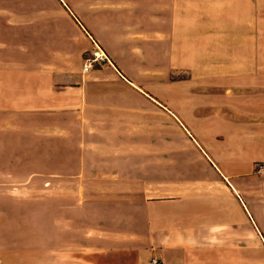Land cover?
I'll list each match as a JSON object with an SVG mask.
<instances>
[{"label":"rangeland","instance_id":"rangeland-1","mask_svg":"<svg viewBox=\"0 0 264 264\" xmlns=\"http://www.w3.org/2000/svg\"><path fill=\"white\" fill-rule=\"evenodd\" d=\"M125 1L0 0V264L42 246L46 204L71 200L64 180L45 184L78 172V121L58 94L78 83L134 100L143 148L132 142L130 153L159 160L166 182L224 190L215 178L226 176L250 214L215 228L214 243L228 249V264H264V0H229L227 30L213 25L207 51L182 60L148 48L165 38L132 31ZM94 52L105 61L84 73ZM110 62L161 105L125 87Z\"/></svg>","mask_w":264,"mask_h":264},{"label":"crops","instance_id":"crops-1","mask_svg":"<svg viewBox=\"0 0 264 264\" xmlns=\"http://www.w3.org/2000/svg\"><path fill=\"white\" fill-rule=\"evenodd\" d=\"M228 2L126 0L131 17L125 23L134 32L162 33L165 40L148 48L182 60L207 51L213 25L225 24L227 30L223 5L228 10ZM111 65L125 87L161 105ZM58 87V94L67 95L59 97L61 107L78 121L81 155L77 174L48 176L45 187L64 180L72 201L46 204L43 245L13 252V264H150L154 257L162 264H228V249L224 256L223 245L214 243L215 228L237 225L250 213L226 176L216 174L224 184L222 191L186 181L166 182L159 160L134 159L130 153L132 142L143 148L144 131L131 126L129 118L131 110L138 111L131 106L134 100L91 94L81 83ZM151 166L154 176L148 175Z\"/></svg>","mask_w":264,"mask_h":264},{"label":"built area","instance_id":"built-area-1","mask_svg":"<svg viewBox=\"0 0 264 264\" xmlns=\"http://www.w3.org/2000/svg\"><path fill=\"white\" fill-rule=\"evenodd\" d=\"M104 54L102 53H98V52H94L93 53V57L92 58H89L85 64H84V68H83V72L84 73H88L90 70L93 69V67L97 64V63H100L101 61H105L104 57H103ZM150 264H162L161 261L154 257L150 260Z\"/></svg>","mask_w":264,"mask_h":264}]
</instances>
